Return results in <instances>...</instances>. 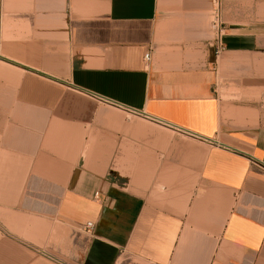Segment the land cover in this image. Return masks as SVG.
Masks as SVG:
<instances>
[{
  "label": "crops",
  "instance_id": "obj_1",
  "mask_svg": "<svg viewBox=\"0 0 264 264\" xmlns=\"http://www.w3.org/2000/svg\"><path fill=\"white\" fill-rule=\"evenodd\" d=\"M211 1L0 0V264H264V0L217 58Z\"/></svg>",
  "mask_w": 264,
  "mask_h": 264
},
{
  "label": "built area",
  "instance_id": "obj_2",
  "mask_svg": "<svg viewBox=\"0 0 264 264\" xmlns=\"http://www.w3.org/2000/svg\"><path fill=\"white\" fill-rule=\"evenodd\" d=\"M219 10H220L219 0H212L211 9H210L209 28H210V32L212 33L211 47L214 49L215 58H217L224 50V45H223L224 29L222 27ZM143 60L144 62L149 61V53L144 55ZM91 99L97 104H103L108 107L119 108L115 104L96 96H91ZM262 105L264 106V103H262ZM248 162L251 168H253L256 172L264 176V158L254 159L249 157ZM86 228L91 229V225L87 224Z\"/></svg>",
  "mask_w": 264,
  "mask_h": 264
}]
</instances>
